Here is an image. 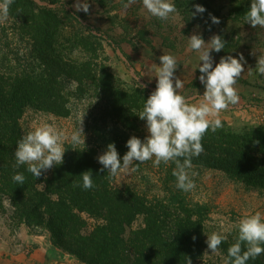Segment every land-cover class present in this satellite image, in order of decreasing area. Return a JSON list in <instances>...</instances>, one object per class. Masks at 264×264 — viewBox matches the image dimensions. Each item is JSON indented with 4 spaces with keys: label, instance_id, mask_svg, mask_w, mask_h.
I'll return each instance as SVG.
<instances>
[{
    "label": "trees",
    "instance_id": "trees-1",
    "mask_svg": "<svg viewBox=\"0 0 264 264\" xmlns=\"http://www.w3.org/2000/svg\"><path fill=\"white\" fill-rule=\"evenodd\" d=\"M9 15L15 20L17 39L28 41V46L0 49V206L2 197L8 196L21 222L49 231L54 246L82 264H187L189 259L194 264L206 245L208 207L190 204L176 187L174 162L161 163L157 181L163 195L152 198L130 187L115 188L107 169L100 171L103 166L95 145L75 146V150L72 144L65 145L63 163L42 170L39 178L27 171V165L16 166L17 144L25 135L20 122L28 109L66 117L72 109L70 98L81 101L90 82L99 83L110 100L107 112L121 118L126 94L115 91L106 68L99 72L92 59L72 61L64 54L63 23L54 10L33 0H13ZM83 36L85 49L97 51L95 37ZM68 81L77 84L75 91L67 89ZM135 101L130 108L138 104ZM129 112L132 119L121 118L129 135H117L108 144L123 148L141 131L140 118ZM222 124L203 136L204 151L192 158V166L218 169L232 180L264 188V127L237 130ZM84 172L92 177L91 189L82 187ZM16 174L24 175L22 185L13 181ZM85 214L94 221L92 225ZM139 217L143 225L133 229ZM237 235L222 244L227 255ZM247 264H264V253Z\"/></svg>",
    "mask_w": 264,
    "mask_h": 264
},
{
    "label": "rangeland",
    "instance_id": "rangeland-1",
    "mask_svg": "<svg viewBox=\"0 0 264 264\" xmlns=\"http://www.w3.org/2000/svg\"><path fill=\"white\" fill-rule=\"evenodd\" d=\"M33 1L37 6L52 9L60 15L63 23V39L60 45L65 49L64 54L68 58L79 62L90 58L98 65L99 72L106 68L111 74L115 91L126 94L123 99L126 111L120 116L122 119L131 118L129 109L139 118L146 100L156 89L158 78L155 77L154 68L159 67V58L164 54L174 56L177 61L173 81L175 83L178 77L184 83V87L178 90L179 94L188 103L198 104L205 91V86L199 80L201 73L198 68L203 62L199 60V53L190 50L188 38L193 34L200 35L207 43L212 36L220 35L226 41L225 48L219 53L215 50L210 52L213 67L222 57L232 56L239 59L242 55L244 72L235 84L239 102L222 111L219 118L237 130L246 126L264 127V76L256 71L258 57L264 55V28H253L244 19L252 0H169L175 5L176 13L166 21L153 17L143 7L142 0H135L127 9L124 4L128 0H79L81 4L88 3L87 13L77 10L75 5L78 0ZM196 4L203 6L206 11L193 17L191 13L195 12L193 5ZM210 14L217 17L220 23L213 24ZM16 31L15 20L10 15L6 20H0V49L20 46L26 50L28 41L27 44L20 43ZM85 33L95 37L93 42L96 43L97 51L85 49V43L81 40ZM14 36L16 39H13ZM69 39L73 40L72 44L68 42ZM75 86L77 84L73 85L72 81H68L66 85L71 92L75 91ZM99 86V83L92 85L87 82V92L81 101L71 97L68 105L72 109L66 117L28 109L20 122L24 134L48 124L70 137L82 125L81 138L85 137V144L76 146L85 148L95 145L99 156L104 154L109 145L107 142L114 140L117 135L129 134L124 120L108 113L111 108L110 100L106 99ZM135 100L138 104L134 103L136 106L130 108ZM146 124V120L139 119L141 131L136 137L142 141L149 135ZM65 145H71L70 140L64 143V148ZM122 147L116 146L121 161L129 150L126 143ZM154 159L155 157L138 167V162H134L132 167L136 168L135 171L130 170L111 177L113 186L118 189L130 187L132 190L147 193L149 198L163 195L162 184L157 181L161 164L155 167ZM187 171L195 187L188 192L182 191L183 196L192 205L208 207L204 221L205 239L214 232L227 237L215 254L206 243L202 255L194 264H225L228 255L222 244L230 242L237 235L238 221L256 212L264 217V188L232 180L218 169L192 166ZM2 199L0 231L9 234L17 229L21 221L10 198L3 196ZM84 216L92 225L94 221L87 214ZM142 225L143 219L139 217L134 222L133 229ZM64 262L82 264L74 256L67 257Z\"/></svg>",
    "mask_w": 264,
    "mask_h": 264
},
{
    "label": "clouds",
    "instance_id": "clouds-1",
    "mask_svg": "<svg viewBox=\"0 0 264 264\" xmlns=\"http://www.w3.org/2000/svg\"><path fill=\"white\" fill-rule=\"evenodd\" d=\"M13 0H3L0 3V20H6L9 15L10 5ZM135 0H128L124 4L127 9ZM143 7L153 16L160 20H168L174 13L176 7L169 0H142ZM77 10L89 11L87 2L81 4L79 0L75 5ZM195 12L191 16L203 14L206 9L199 5H193ZM18 11H21L18 9ZM213 24H219L220 20L211 16ZM246 23L253 28H264V0H252L250 10L244 16ZM210 30V29H209ZM189 41L190 50L199 53L200 82L205 86L202 99L198 104H190L186 98L179 94L178 90L184 87L180 78L173 81L177 69V61L170 54L162 55L159 67L154 68L155 77L158 78L155 91L146 100L143 109L139 113L141 120H146L149 135L144 141L133 136L126 144L129 149L123 156L122 161L117 152L115 144H109L104 154L97 159L103 166L100 171L107 169L109 178L116 177L121 173L135 171L132 167L134 162L139 164L152 160L159 167L161 162L167 165L175 163L173 176L176 177V187L184 192L191 191L195 184L188 175V169L192 167V158L199 157L204 151L202 145L203 136L209 131L216 132L223 127L219 118L220 113L236 105L239 95L235 84L244 72L243 56L239 59L232 56L222 57L218 64L213 67V59L210 55L212 50L219 53L225 48V43L220 35H214L209 42L200 36L193 34ZM207 44V47L205 45ZM256 71L264 76V55L258 57ZM83 122V121H82ZM82 125L78 131H74L69 137L63 131L44 124L36 127L22 137L15 151L16 166L27 165V171L36 178L54 165L63 163L66 152L64 143L71 142L72 149L76 145L85 144ZM82 175V187L91 189L93 187L92 177L89 172ZM194 175V173H193ZM13 181L23 184V174H16ZM238 235L236 243L228 248V260L225 264H247L264 253V217L260 212L246 215L241 218L237 225ZM195 239V237H193ZM227 237L218 233L207 235L206 243L213 254L217 253L222 241ZM187 264H192L189 259Z\"/></svg>",
    "mask_w": 264,
    "mask_h": 264
},
{
    "label": "crops",
    "instance_id": "crops-1",
    "mask_svg": "<svg viewBox=\"0 0 264 264\" xmlns=\"http://www.w3.org/2000/svg\"><path fill=\"white\" fill-rule=\"evenodd\" d=\"M67 257L72 256L54 246L47 230L21 222L12 233L0 231V264H67Z\"/></svg>",
    "mask_w": 264,
    "mask_h": 264
}]
</instances>
